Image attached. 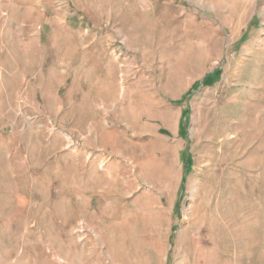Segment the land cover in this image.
<instances>
[{
    "label": "rangeland",
    "instance_id": "obj_1",
    "mask_svg": "<svg viewBox=\"0 0 264 264\" xmlns=\"http://www.w3.org/2000/svg\"><path fill=\"white\" fill-rule=\"evenodd\" d=\"M0 264H264V0H0Z\"/></svg>",
    "mask_w": 264,
    "mask_h": 264
}]
</instances>
